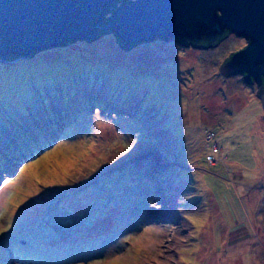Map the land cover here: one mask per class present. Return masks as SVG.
I'll use <instances>...</instances> for the list:
<instances>
[{
    "label": "rangeland",
    "instance_id": "1",
    "mask_svg": "<svg viewBox=\"0 0 264 264\" xmlns=\"http://www.w3.org/2000/svg\"><path fill=\"white\" fill-rule=\"evenodd\" d=\"M246 45L108 33L0 62V264H264V108L221 72Z\"/></svg>",
    "mask_w": 264,
    "mask_h": 264
},
{
    "label": "water",
    "instance_id": "2",
    "mask_svg": "<svg viewBox=\"0 0 264 264\" xmlns=\"http://www.w3.org/2000/svg\"><path fill=\"white\" fill-rule=\"evenodd\" d=\"M108 32L125 49L155 38L212 46L226 32L242 36L247 45L221 72L252 79L264 108V0H0L3 63Z\"/></svg>",
    "mask_w": 264,
    "mask_h": 264
},
{
    "label": "trees",
    "instance_id": "3",
    "mask_svg": "<svg viewBox=\"0 0 264 264\" xmlns=\"http://www.w3.org/2000/svg\"><path fill=\"white\" fill-rule=\"evenodd\" d=\"M125 0H116V5H119L120 3H122V2H124ZM109 33V32H108ZM108 33H100L99 35H98V37L97 38H99V37H101V36H103V35H105V34H108ZM109 34H112L111 32L109 33ZM113 35V34H112ZM228 35V32H226V33H224V37L223 38H225L226 36ZM114 36V35H113ZM96 38V39H97ZM114 38H115V36H114ZM115 40H116V38H115ZM92 41H94V40H92ZM219 41L220 40H218V42L215 44V45H217L218 43H219ZM116 42H117V40H116ZM72 43V42H71ZM118 43V42H117ZM70 44V43H69ZM118 45H119V47H121L120 46V44L118 43ZM214 45V46H215ZM197 46H203V47H206V48H209V47H213V46H210L209 44H208V42L206 41V40H202L200 43H199V45H197ZM196 47V46H195ZM131 49H132V47H131ZM41 52V51H40ZM39 52H37V53H35V54H33L32 56L34 57L36 54H38ZM32 56H30V57H32ZM229 58V57H228ZM251 81H252V79H250ZM96 191H98L95 187H94V185H90V186H87L86 188H84L83 190H81L80 192H78L77 193V195L79 194L80 195V197H81V200H82V202L84 203V202H88L89 201V199H90V197H91V195H92V193H95ZM83 192H85L86 194H83ZM100 192V191H99ZM72 196V195H71ZM73 196H76V195H73ZM71 204V202H68L67 203V205H70ZM107 206H108V204H107ZM66 209H68L67 208V206H66ZM16 243H18L19 244V241L18 242H16ZM76 257H78V256H76ZM63 258H64V256L62 255V254H59L57 257H55L54 258V256L52 257V260L54 259V260H58L57 262H60L61 260H63Z\"/></svg>",
    "mask_w": 264,
    "mask_h": 264
},
{
    "label": "bare ground",
    "instance_id": "4",
    "mask_svg": "<svg viewBox=\"0 0 264 264\" xmlns=\"http://www.w3.org/2000/svg\"><path fill=\"white\" fill-rule=\"evenodd\" d=\"M144 43H146V42H143V43H139L138 45H140V44H144ZM94 88H92L91 89V91H90V89H86V90H83V92H85L86 93V96L87 95H91V94H93V92H92V90H93ZM101 89V88H100ZM84 93V94H85ZM91 93V94H90ZM95 94H97V96L98 97H100L99 95H101V91L99 90V91H95L94 92ZM66 116H64V114H59V116H57V117H55V120L54 121H57V120H62V119H64ZM46 124H48V123H46ZM44 125H45V122H44ZM170 163V159L168 158V157H164L163 159H162V163H159L157 166H161V164L162 165H167V164H169Z\"/></svg>",
    "mask_w": 264,
    "mask_h": 264
},
{
    "label": "flooded vegetation",
    "instance_id": "5",
    "mask_svg": "<svg viewBox=\"0 0 264 264\" xmlns=\"http://www.w3.org/2000/svg\"><path fill=\"white\" fill-rule=\"evenodd\" d=\"M156 40H163V41H166V42H173V43H176L177 45H180V46H185V47H191L192 45L191 44H182L181 42H177V41H175V40H173V39H168V40H164V39H160V38H155V39H153V40H151L150 42H152V41H156ZM215 45V44H214ZM214 45H212V46H214ZM193 47H195V46H193ZM198 47H203V46H196V48H198ZM204 48V47H203ZM230 56V55H229ZM228 56V57H229ZM227 57V58H228ZM226 58V59H227ZM233 74H236V73H233ZM253 81H249L248 83H252ZM263 90H264V88H263ZM259 95V94H258Z\"/></svg>",
    "mask_w": 264,
    "mask_h": 264
}]
</instances>
